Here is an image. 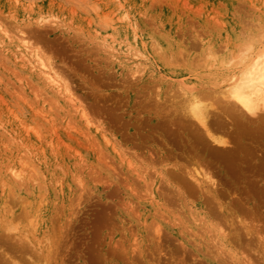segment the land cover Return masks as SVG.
I'll list each match as a JSON object with an SVG mask.
<instances>
[{"label":"rangeland","instance_id":"1","mask_svg":"<svg viewBox=\"0 0 264 264\" xmlns=\"http://www.w3.org/2000/svg\"><path fill=\"white\" fill-rule=\"evenodd\" d=\"M263 61L264 0H0V264H264Z\"/></svg>","mask_w":264,"mask_h":264},{"label":"bare ground","instance_id":"2","mask_svg":"<svg viewBox=\"0 0 264 264\" xmlns=\"http://www.w3.org/2000/svg\"><path fill=\"white\" fill-rule=\"evenodd\" d=\"M40 64L42 65L43 69L46 67L43 62H41ZM250 69H252V68H250ZM45 73L47 74V76L49 75L48 78L50 81L55 80L52 78L53 76H51V74L49 72H45ZM230 89H231L230 93H231L232 97H234L238 102L243 104L248 110L254 109L253 108L254 105H256L257 101L259 100V99L256 100L254 97L256 96V98H257V97H261V95H264V65L262 64L261 67H259V64H255L253 71L247 73L244 76V78L236 81L230 87ZM263 100H264V98H263ZM255 101H256V103H255ZM231 110H233V109H231ZM198 118H199V116H198ZM32 263H33V261H32Z\"/></svg>","mask_w":264,"mask_h":264}]
</instances>
